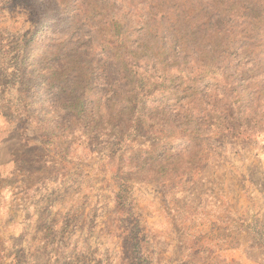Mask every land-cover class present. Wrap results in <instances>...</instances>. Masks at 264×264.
Listing matches in <instances>:
<instances>
[{"label": "rangeland", "instance_id": "374dc122", "mask_svg": "<svg viewBox=\"0 0 264 264\" xmlns=\"http://www.w3.org/2000/svg\"><path fill=\"white\" fill-rule=\"evenodd\" d=\"M264 0H0V264H264Z\"/></svg>", "mask_w": 264, "mask_h": 264}, {"label": "crops", "instance_id": "0c3cea01", "mask_svg": "<svg viewBox=\"0 0 264 264\" xmlns=\"http://www.w3.org/2000/svg\"><path fill=\"white\" fill-rule=\"evenodd\" d=\"M259 155L261 156V158H264V144H262L260 147H259Z\"/></svg>", "mask_w": 264, "mask_h": 264}]
</instances>
